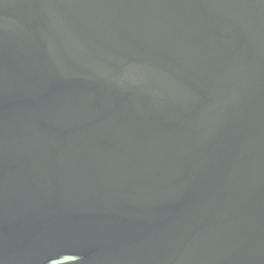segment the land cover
<instances>
[{"label": "water", "instance_id": "95a60500", "mask_svg": "<svg viewBox=\"0 0 264 264\" xmlns=\"http://www.w3.org/2000/svg\"><path fill=\"white\" fill-rule=\"evenodd\" d=\"M0 264H264V0H0Z\"/></svg>", "mask_w": 264, "mask_h": 264}, {"label": "bare ground", "instance_id": "6f19581e", "mask_svg": "<svg viewBox=\"0 0 264 264\" xmlns=\"http://www.w3.org/2000/svg\"><path fill=\"white\" fill-rule=\"evenodd\" d=\"M63 260H65V259H62V260H59V261H63Z\"/></svg>", "mask_w": 264, "mask_h": 264}]
</instances>
